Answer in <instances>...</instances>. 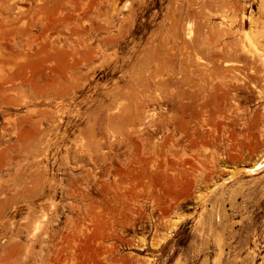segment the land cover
I'll return each mask as SVG.
<instances>
[{"label":"rangeland","instance_id":"1","mask_svg":"<svg viewBox=\"0 0 264 264\" xmlns=\"http://www.w3.org/2000/svg\"><path fill=\"white\" fill-rule=\"evenodd\" d=\"M262 159L264 0H0V264H264Z\"/></svg>","mask_w":264,"mask_h":264},{"label":"bare ground","instance_id":"2","mask_svg":"<svg viewBox=\"0 0 264 264\" xmlns=\"http://www.w3.org/2000/svg\"><path fill=\"white\" fill-rule=\"evenodd\" d=\"M218 69V68H217ZM262 158V157H261ZM264 160L262 159V160H258L257 162H255L250 168H248V171L249 172H252V173H254V172H256V171H258L264 164ZM236 172H237V170H236ZM235 172V173H236ZM232 175H233V173H232ZM235 175H237V174H235ZM235 175H234V177H235ZM231 178H233V176H231ZM226 179V178H225ZM227 179H228V177H227ZM230 179V178H229ZM224 181V180H223ZM226 181V180H225ZM225 181H224V183H225ZM223 184V183H222ZM216 187V186H215ZM212 189V188H211Z\"/></svg>","mask_w":264,"mask_h":264}]
</instances>
